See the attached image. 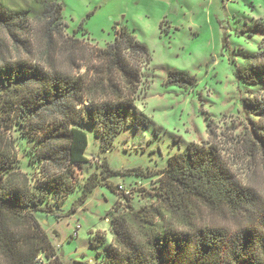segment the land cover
<instances>
[{"label":"trees","instance_id":"1","mask_svg":"<svg viewBox=\"0 0 264 264\" xmlns=\"http://www.w3.org/2000/svg\"><path fill=\"white\" fill-rule=\"evenodd\" d=\"M62 10L58 0H0V264H63L38 221L54 212L43 206L49 192L69 196L82 184L72 211L100 185L115 192L108 179L125 174L107 161L102 174L81 183L85 125L98 128L105 148L126 129L138 148L162 131L135 105L148 48L126 28L105 48L67 36ZM237 77L264 85V52L238 67ZM165 84L194 88L197 81L173 70ZM249 93L244 106L259 123L248 130V150L264 158V92ZM207 130L209 141L168 158L156 189L143 196L150 205L135 208L121 194L125 210L118 202L112 208V243L95 237V261L75 264H264V196L236 176L210 123ZM22 140L34 142L25 149ZM32 167L38 177L27 172Z\"/></svg>","mask_w":264,"mask_h":264},{"label":"rangeland","instance_id":"2","mask_svg":"<svg viewBox=\"0 0 264 264\" xmlns=\"http://www.w3.org/2000/svg\"><path fill=\"white\" fill-rule=\"evenodd\" d=\"M58 1L63 4L67 36L89 39L90 44L105 48L119 29L126 28L148 48L151 62L143 70L135 105L162 129L157 138L149 134L139 148L131 145L126 129L105 148L98 128L85 125L88 162L83 165L81 183L93 173L102 174L104 161L125 175L108 179L115 192L100 185L75 211L82 184L69 196L47 194L43 206L54 212L48 218L39 214L38 221L63 264L93 263L97 250L90 243L98 236L107 247L112 243V208L118 202L125 210L121 194L130 197L135 208L150 205L153 200L143 196L156 189L168 158L190 144L209 141L207 123L236 176L264 196V158L248 150V130L259 120L244 106L251 98L249 92H264V85L248 86L237 77L238 67L249 68L253 56L264 52V0ZM173 70L188 73L197 85H166ZM8 133L17 137L20 130L10 128ZM26 141L20 142L21 148L34 142ZM137 168L142 170L139 175L128 171ZM27 172L39 176L38 168ZM105 245L99 250L105 251Z\"/></svg>","mask_w":264,"mask_h":264},{"label":"built area","instance_id":"3","mask_svg":"<svg viewBox=\"0 0 264 264\" xmlns=\"http://www.w3.org/2000/svg\"><path fill=\"white\" fill-rule=\"evenodd\" d=\"M77 227H78V226H77ZM72 237L75 238V237H76V233H74Z\"/></svg>","mask_w":264,"mask_h":264},{"label":"water","instance_id":"4","mask_svg":"<svg viewBox=\"0 0 264 264\" xmlns=\"http://www.w3.org/2000/svg\"><path fill=\"white\" fill-rule=\"evenodd\" d=\"M55 234V233H54Z\"/></svg>","mask_w":264,"mask_h":264}]
</instances>
